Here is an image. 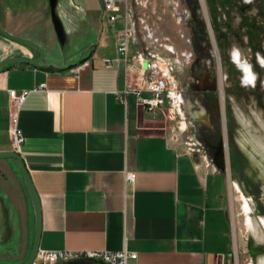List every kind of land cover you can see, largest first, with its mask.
Wrapping results in <instances>:
<instances>
[{"label": "crops", "instance_id": "1", "mask_svg": "<svg viewBox=\"0 0 264 264\" xmlns=\"http://www.w3.org/2000/svg\"><path fill=\"white\" fill-rule=\"evenodd\" d=\"M129 1L114 0L111 26L101 0H54L57 25L50 0H0V29L46 54L42 65L0 71V153L13 152L9 91H29L19 109L24 143L18 154L39 199V250L136 254L126 264H230L226 189L214 163L220 156L193 149L194 142L181 147L172 135L181 115L179 129L193 127L187 119L192 106L179 111L174 95L152 111L138 104L150 96L140 69L154 58L165 65L176 93L173 58L140 44L134 31L127 64L105 67V59L116 57L124 15L132 16ZM171 53L177 57L173 46ZM13 57L33 60L37 54L0 36V61ZM81 64L87 65L76 71ZM127 83L140 95L129 92L121 102L117 94ZM126 173L135 174L133 183ZM34 233L17 162L0 160V264H25ZM261 257L255 256L257 264Z\"/></svg>", "mask_w": 264, "mask_h": 264}, {"label": "rangeland", "instance_id": "2", "mask_svg": "<svg viewBox=\"0 0 264 264\" xmlns=\"http://www.w3.org/2000/svg\"><path fill=\"white\" fill-rule=\"evenodd\" d=\"M223 1L213 0L216 5ZM224 2L226 4L218 6V15L213 18L208 0H130L132 16L129 17L134 24L135 35L140 44L143 43L149 50L157 51L168 59L173 58L172 62L176 67L172 81L176 90L177 85L179 89H184L189 81L190 61L187 57L192 54L193 40L198 46L197 55L203 57L200 59L210 62L205 72L209 75V81L218 85L220 106L216 110L220 117L221 129L213 134L208 133L205 128L209 126L208 115L193 118L190 112L192 109L195 110L196 116L203 109L188 99L191 97L188 92L181 96L176 91L175 98L183 97L180 98V103L175 99L180 107L185 109L186 105L192 106V109L188 112L186 109L184 112L188 113V123L192 122L193 127L186 130L179 129L182 124L178 122L185 121L184 116L181 115L182 118L176 119L175 131L172 135L174 142L181 147L188 148L185 143L194 142L193 149H199L216 157L220 156V161L215 160L214 163H219L218 166L222 168L226 189L227 213L233 238L230 264H249L250 261L252 264H257L255 256L264 253L262 249L264 247V150L253 142L257 140L264 146V109L261 106L264 105V90H262L264 68L260 65L256 66L253 58L257 54L264 57V26L260 23L264 20V0H225ZM247 4L250 7H244L241 14L239 9ZM242 16L248 21H257L261 27L258 36L256 35L252 40L257 49L252 48L246 35L247 30L238 26ZM197 26L204 31L203 43L199 36H196ZM215 27L227 33L228 38L223 45L218 42ZM234 30L238 31L240 39L234 37L232 34ZM172 46L177 51V57L171 53ZM233 46L242 50L260 76L261 89L258 96L251 95L249 91H236L235 84L238 83L235 79L221 80L225 73L224 59L230 57L229 53ZM203 70L199 68L200 72ZM235 78H239V75ZM228 117L229 125H226ZM246 203L251 208L249 214L244 209ZM249 218L258 230L257 236L249 228Z\"/></svg>", "mask_w": 264, "mask_h": 264}, {"label": "built area", "instance_id": "3", "mask_svg": "<svg viewBox=\"0 0 264 264\" xmlns=\"http://www.w3.org/2000/svg\"><path fill=\"white\" fill-rule=\"evenodd\" d=\"M102 13L108 18L111 26H113L116 20L115 16V2L114 0H101ZM124 19V29L115 34L116 38V57L113 60L105 59V67L111 68L113 62L117 65L127 64L129 56L130 41L134 33V24L131 22L130 17L126 14ZM87 64H81L76 68L79 71ZM141 81L143 84V90L148 92L150 96L145 99H140L138 104L148 110L161 107L166 104L167 98L170 95L173 96L171 91V85L169 82V73L165 68V65L158 59H151L144 64V68H141ZM129 92L140 95V90L132 86V84H125V89L122 93H118V98L121 102L124 101V96ZM29 91H22L17 93L13 90L9 91V98L11 102V114H10V126L9 135L13 147V152L19 153L24 143V137L22 131L18 126V115L21 105L25 102ZM123 96V97H122ZM174 104V102H173ZM134 173H126L125 181L127 183H133L135 181ZM136 254H129L125 251L119 252H69L61 250H38L33 264H57L70 262L76 259L98 260L105 264H126L129 259H136Z\"/></svg>", "mask_w": 264, "mask_h": 264}, {"label": "flooded vegetation", "instance_id": "4", "mask_svg": "<svg viewBox=\"0 0 264 264\" xmlns=\"http://www.w3.org/2000/svg\"><path fill=\"white\" fill-rule=\"evenodd\" d=\"M191 1V0H189ZM225 1V0H224ZM221 2L218 5H216L213 0H208V7L211 10L213 14V18L216 17V14L218 15V6H223L226 3ZM224 3V4H223ZM244 7H250L249 4L246 6H241L239 9L240 13H243ZM193 10V9H192ZM259 13V12H258ZM194 16V13L193 15ZM262 25L264 26V20L262 22ZM239 27L245 28L247 30V38L251 42V46L253 49H257L256 44L252 43V40L255 39L256 35L258 36L259 31H261V27L259 26V23L257 24V21H248L246 17L242 16L239 20ZM238 27V29H239ZM197 30L196 36L198 35L199 38L201 39V43L204 42V31L200 26L195 27ZM215 32L217 34V39L220 45H223L225 41H227V33H224L220 28L215 27ZM237 30L232 31V34H234V37L237 39L239 38V35L237 33ZM254 32V33H253ZM255 34V35H254ZM199 42V41H198ZM197 45L196 41H192V54L191 56L188 57L190 64H189V81L186 84V87L180 88L177 85V92L179 95L183 96L184 94H190L188 99L193 103L196 104L202 108L203 111L208 115V121H209V126H205L206 131L211 134L215 133L217 130L221 129L220 125V117L217 114V110L219 109V100H218V85L215 82H210L209 81V75L206 73L207 67L210 65V62L208 61H202L203 57H199L197 55ZM255 58H253V62L255 63L256 66H259L260 64L257 62V55H254ZM261 57V56H260ZM225 58V57H224ZM209 60V59H207ZM201 63V65H200ZM203 63V64H202ZM224 71L225 73L223 74L221 70V74L224 75V77H221V80L224 81H232V79H235L237 81L238 85L235 84V89L238 92H243V91H249V93L253 96H258L259 90L261 89V84H260V76L258 75V79L256 81V84L254 87H241L240 84V75L241 73L237 71L236 67L233 65L231 62L230 57L224 59ZM196 68V69H195ZM199 68H203L204 70L202 72L199 71ZM206 71V72H205ZM237 75H239V78H235ZM224 78V79H223ZM237 79V80H236ZM262 90H264V87H262ZM188 92V93H187ZM222 92V91H221ZM187 98V97H186ZM257 106V103L255 104ZM202 106V107H201ZM262 108L264 109V105H261ZM215 111V112H214ZM229 117L226 120V125H229ZM226 131L228 130V126L226 127ZM204 140L207 141V138L204 137Z\"/></svg>", "mask_w": 264, "mask_h": 264}, {"label": "water", "instance_id": "5", "mask_svg": "<svg viewBox=\"0 0 264 264\" xmlns=\"http://www.w3.org/2000/svg\"><path fill=\"white\" fill-rule=\"evenodd\" d=\"M50 10H51V16L54 18V22L57 25V21L55 18V11H54V0H50ZM0 36L12 42H15L17 44H20L22 46H25L26 48H28L29 50L37 54V58L33 60L21 58V57H13V58H7L4 60H1L0 61V71L11 65H15V64H26L29 66L36 67L44 63L45 56H46L45 51L35 42L27 40L25 38L13 36L10 33L4 30H1V29H0ZM9 159L15 160L17 162L22 180L28 192V195L31 200L32 207H33V211H34V216H35L34 240H33L31 252L25 262V264H33L36 254L39 250V236H40V231H41V210H40L39 199H38L37 193L35 192L33 184L31 182L29 173L20 155L15 152H1L0 153V160H9Z\"/></svg>", "mask_w": 264, "mask_h": 264}, {"label": "clouds", "instance_id": "6", "mask_svg": "<svg viewBox=\"0 0 264 264\" xmlns=\"http://www.w3.org/2000/svg\"><path fill=\"white\" fill-rule=\"evenodd\" d=\"M229 56L237 71L241 73V87H254L258 79V73L255 72L250 59L237 46L232 47ZM257 62L260 64L261 68H264V57H260V55L257 54ZM258 261L259 264H264V257L258 258Z\"/></svg>", "mask_w": 264, "mask_h": 264}, {"label": "bare ground", "instance_id": "7", "mask_svg": "<svg viewBox=\"0 0 264 264\" xmlns=\"http://www.w3.org/2000/svg\"><path fill=\"white\" fill-rule=\"evenodd\" d=\"M176 94V93H175ZM175 94H173L175 96ZM177 101H179L180 103V96L176 97L175 98ZM179 108H180V105H179ZM254 145L256 144L257 146H259L260 149L264 150V146L261 145V143H259L257 140H254ZM246 148V147H245ZM260 152V151H259ZM261 153V152H260ZM251 154H254V153H251ZM260 155V154H259ZM244 209L245 211L249 214L251 212V208L249 207L248 203L245 204L244 206ZM248 225H249V228L250 230L254 233L255 236L258 235V230H256V227L252 221V219L249 218V221H248Z\"/></svg>", "mask_w": 264, "mask_h": 264}]
</instances>
